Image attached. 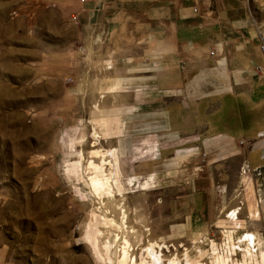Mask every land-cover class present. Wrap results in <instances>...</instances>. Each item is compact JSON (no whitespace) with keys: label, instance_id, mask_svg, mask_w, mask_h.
<instances>
[{"label":"rangeland","instance_id":"374dc122","mask_svg":"<svg viewBox=\"0 0 264 264\" xmlns=\"http://www.w3.org/2000/svg\"><path fill=\"white\" fill-rule=\"evenodd\" d=\"M26 1L0 0V264H118L126 241L137 264L150 261V247L165 264L175 258L191 264H215L216 258L226 264H264L259 250L250 259L234 249L240 236L253 232L263 240L264 252V149L257 159L251 158V142L205 152L198 144L205 133L142 132L139 118L105 110L116 105L98 101L83 111L77 101L64 100L62 81L44 77L43 71L36 76L45 55L37 49L48 40L58 45L73 32L66 37L31 32L27 18L17 14ZM45 18L58 25L57 12L41 11L42 24ZM156 121L148 118L149 125ZM187 138L191 141L178 143ZM146 140L158 147L157 159L149 163L139 158ZM130 144L137 145L133 162ZM186 146L189 153L181 149ZM112 147L118 151L119 171L104 151ZM91 162L114 179L115 198L100 196L89 185L95 175ZM153 173L151 188L141 190L139 184ZM132 175L138 181L131 186L127 178ZM217 197L211 220L206 209L204 218L188 211L197 200ZM235 210L239 227L229 222ZM98 217L117 223L96 225L103 261L86 239ZM194 217L195 233L188 230ZM108 242L107 254L103 246Z\"/></svg>","mask_w":264,"mask_h":264},{"label":"crops","instance_id":"0c3cea01","mask_svg":"<svg viewBox=\"0 0 264 264\" xmlns=\"http://www.w3.org/2000/svg\"><path fill=\"white\" fill-rule=\"evenodd\" d=\"M41 11L57 12L58 25L47 18L42 24ZM17 14L45 37L73 32L58 45L43 42L35 71L62 81L63 99L83 111L104 101L117 106L105 109L114 115L139 118L142 132L205 133L198 143L205 152L251 142L257 159L264 149V54L255 26H264V0H27ZM148 118L157 123L149 125ZM92 136L96 144L98 133ZM139 148L142 161L157 159L156 143L146 140ZM128 149L133 162L137 145ZM104 151L119 171L117 148ZM154 177L139 184L141 190H149ZM127 180L131 186L138 181L136 175ZM219 201L182 207L198 218L206 209L211 220ZM188 223L195 233V217Z\"/></svg>","mask_w":264,"mask_h":264},{"label":"bare ground","instance_id":"6f19581e","mask_svg":"<svg viewBox=\"0 0 264 264\" xmlns=\"http://www.w3.org/2000/svg\"><path fill=\"white\" fill-rule=\"evenodd\" d=\"M79 158H80V161L82 164L83 159H84V155L82 153H79ZM91 164H93V168L95 169V175L93 177H91V179H90L91 183L89 185L94 189V191L98 195L101 196L104 194H108L110 197L115 198V195L112 192V187L110 185V183L115 182L114 179L112 177L105 175L104 168L101 165H95L94 162H91ZM229 218H230L229 222L233 223L234 225L237 224L239 227V223H238L239 221L237 220V210H236L235 214H233V211H231ZM126 220H127V217L125 215L123 218V223L126 224ZM98 223H100L104 226H109V227L110 226L117 227V223L114 219H109L106 217H98L96 219V224L90 225V227L87 229L88 233L86 231L87 242L92 247V249L94 250L95 254L98 256V258L103 261V259L101 258L102 255L100 256L99 251H98V238L97 237H98V235H100V230L96 227V225ZM95 231L97 232L96 236L94 235ZM228 240L229 239H227V241ZM233 240L234 239L232 238V240L230 242L228 241V244L234 242ZM236 243H237V245H234V249L241 250V253L246 255L248 258L251 259L252 256H255L257 254V250H259L260 254L263 256V259H264V252L262 251V247H261L263 245V240L261 238L257 237L255 233H253V232L252 233H247V232L244 233L242 236H240V238L236 241ZM111 246H112L111 242H108L107 244H105L103 246L105 248L107 254L110 252ZM131 250H132L131 244L128 241H126L125 247L123 248V251H122V256L119 259L118 264H129V263L130 264H137V260H136V258H134L132 256ZM146 253H147V257H148V259H150V261L143 259L140 264H165L163 259H162V255L158 254L153 249V247L147 248ZM216 254H217V252H216ZM184 261L185 262H181L180 260L175 258V259L171 260L168 264H191L187 258ZM111 263H112V261H111ZM215 264H226V263H224L222 258H216ZM227 264H228V262H227Z\"/></svg>","mask_w":264,"mask_h":264},{"label":"built area","instance_id":"2783aa9c","mask_svg":"<svg viewBox=\"0 0 264 264\" xmlns=\"http://www.w3.org/2000/svg\"><path fill=\"white\" fill-rule=\"evenodd\" d=\"M81 1H84V0H81ZM255 26H256V29H257L258 35H259L260 48H261V50L263 51V54H264V26L258 27L256 24H255Z\"/></svg>","mask_w":264,"mask_h":264},{"label":"flooded vegetation","instance_id":"af4514ba","mask_svg":"<svg viewBox=\"0 0 264 264\" xmlns=\"http://www.w3.org/2000/svg\"><path fill=\"white\" fill-rule=\"evenodd\" d=\"M58 239V238H57ZM57 239H56V241H57ZM54 240V239H53Z\"/></svg>","mask_w":264,"mask_h":264}]
</instances>
